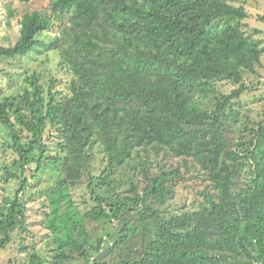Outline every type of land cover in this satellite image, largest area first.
<instances>
[{
  "label": "trees",
  "instance_id": "obj_1",
  "mask_svg": "<svg viewBox=\"0 0 264 264\" xmlns=\"http://www.w3.org/2000/svg\"><path fill=\"white\" fill-rule=\"evenodd\" d=\"M239 1L52 0L22 16L16 41L0 46V73L9 75L1 61L51 50L71 77L67 92L37 71L0 90L4 145L20 170L2 174L20 186L0 206V250L24 223L27 167L61 173L46 198L50 259L32 247L8 264H264V113L243 121L236 105L264 48ZM56 22L60 33L42 38ZM161 156L173 161L155 164ZM189 177L204 184L198 207L162 209ZM79 184L84 212L71 193ZM101 220L117 226L106 246L87 226Z\"/></svg>",
  "mask_w": 264,
  "mask_h": 264
},
{
  "label": "rangeland",
  "instance_id": "obj_2",
  "mask_svg": "<svg viewBox=\"0 0 264 264\" xmlns=\"http://www.w3.org/2000/svg\"><path fill=\"white\" fill-rule=\"evenodd\" d=\"M52 0H32L28 3H21L14 0H0V46L9 45L16 41L19 35L20 20L22 16L33 10H49ZM237 5L244 4L248 10L249 17L244 20L245 31L252 39L256 40L259 45L264 48V19L260 15L264 14V0H240ZM67 22V20H65ZM60 33L59 23L53 29L43 34L41 37L45 39L53 38ZM61 60L60 55L54 51L38 52L33 51L28 55L17 56L1 61V66L6 73H0V90L10 93L18 90L24 83L26 73L37 71L41 74L42 80L46 86L49 85L52 78L56 79L54 86L68 91V81L71 77L69 71L59 66ZM246 84L250 89L237 102V106L241 107L240 115L243 121H246V115L258 118L259 114L264 113V54L262 64L257 67L256 74H250L246 79ZM231 85L222 87L224 92H230ZM54 130L47 132L46 140L50 143V153H55L59 148L57 139L53 137ZM7 130L0 124V206L6 196L14 197L16 190L20 186L19 179H11L9 183L2 180V174L5 172L4 167L9 166L20 173V170L12 166L15 154L10 148H6L5 141H8ZM37 156V155H36ZM161 156L155 160V164H167L172 162ZM91 165L95 169L103 165L102 154L96 152ZM36 164L32 163L27 167V175L30 185L24 193L21 194L23 203L26 206V215L24 223L13 233V241L3 250H0V264H8V260L12 262L22 263L32 247L41 251L42 256L50 259L52 255L51 248L47 241L51 240L49 235V227L45 222L49 207L47 206V196L50 195L57 186L61 173L56 165L48 162V164L40 171H35ZM204 188L203 181L196 177H189L185 182L180 183L176 188V193L172 199L161 205L164 210L173 212L179 208H183L184 204L188 208L198 207L202 198V190ZM72 197L76 206L84 212L89 207V197L85 193L83 184L71 189ZM93 234V241L98 238L105 239L104 245L111 244L109 235H114L117 230L116 222L98 221L87 224ZM23 246H29L23 249ZM106 248V247H105ZM104 248V249H105ZM111 255H106L104 259L110 260ZM72 264H88L81 260H75ZM92 264V263H91Z\"/></svg>",
  "mask_w": 264,
  "mask_h": 264
}]
</instances>
